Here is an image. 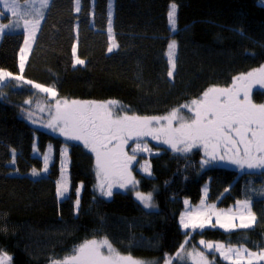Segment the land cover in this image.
Listing matches in <instances>:
<instances>
[{"label":"trees","instance_id":"trees-1","mask_svg":"<svg viewBox=\"0 0 264 264\" xmlns=\"http://www.w3.org/2000/svg\"><path fill=\"white\" fill-rule=\"evenodd\" d=\"M109 2L80 0L77 12L76 0H51L23 72L18 65L23 34L4 35L0 41V70L23 77L0 88V250L13 257L12 264H50L86 240L106 238L122 255L164 264L165 254L174 257L186 239L179 225L184 200L200 203L205 185L208 202L218 208L251 200L257 221L250 229L196 231L187 244L201 249L203 239L249 251L264 249V169L241 172L203 150L179 155L163 149L150 157L151 177L138 172L136 162L132 165L138 190L153 192L151 209L130 189L113 191L110 198L97 194L93 156L78 144L70 145L67 199L56 195L58 156L49 172L41 174L35 142L41 154L50 142L57 151L65 142L28 122L24 101L37 99V94L23 80L54 87L61 99L115 100L129 115L164 116L209 87H231L235 77L264 67V0H114L111 27L117 49L111 53ZM173 2L175 34L167 20ZM172 39L177 42L176 69L169 80L167 43ZM74 44L84 66H72ZM249 99L264 104V87L253 81ZM204 160L209 163L202 164ZM33 169L38 177L32 176ZM206 256L211 264H228L217 255Z\"/></svg>","mask_w":264,"mask_h":264},{"label":"snow or ice","instance_id":"snow-or-ice-1","mask_svg":"<svg viewBox=\"0 0 264 264\" xmlns=\"http://www.w3.org/2000/svg\"><path fill=\"white\" fill-rule=\"evenodd\" d=\"M37 0H26L22 6L18 0H0V16L11 13L17 19L10 24H0V30L19 28L20 19L32 15L29 20L24 18L23 36L24 47L20 48V70L23 72L26 60V51L31 50V44L36 39L37 31L40 28L44 13L41 9L49 6L50 0H38L39 7H36ZM80 0H76V11L79 12ZM169 30L175 34L177 31V4L172 3L167 12ZM112 14H108V52L113 50L112 46ZM9 33L4 32L3 35ZM176 48L177 42L172 39L167 43V76L169 80L174 78L176 69ZM73 68L77 65L84 66L85 61L78 58L77 47H72ZM21 75H13L10 72L0 70V88L8 80L20 81ZM260 84L264 87V67L257 72H249L235 77L231 87L219 88L209 87L203 92L199 99H193L190 104L181 105L192 113V117L185 118L179 109H173L164 116H141L135 113L129 115L117 101L107 102L78 101L71 102L56 99L57 93L54 87H45L29 80H23L25 84H31L41 93L48 94V97L55 101L54 111L49 106L48 115L50 119L42 127L58 133L66 141H79L95 157V168L98 183L95 186L101 197L110 198L114 195L113 187L130 189L134 192L135 198L145 209L154 207L152 203L153 192L142 193L138 190V181L132 175V165L137 161V153L141 151L151 152L147 144L140 141L145 137L155 140L158 144H166L176 153H189L197 147L204 149L205 156L215 159H225L226 153H232L228 157L231 164L238 165L241 169L247 166L248 169H264V104L256 105L249 99L251 85ZM242 97V98H241ZM30 104L31 101L25 100ZM44 111V109H40ZM22 111H25L22 109ZM34 113L27 111V118L32 119ZM179 121L178 126H173V121ZM34 122V121H33ZM136 141L131 154L124 151L128 141ZM223 149V153L220 150ZM36 146L34 145V151ZM51 145L49 151H51ZM63 161L67 156V146L60 153ZM44 171L48 169L49 156L44 154ZM209 163V160L202 161V164ZM65 165H61V181L57 182L56 195L60 199H67L69 188L64 176ZM148 176L152 173L145 161L141 169ZM33 177L39 173L33 169ZM82 187V185L80 186ZM80 187L76 189L75 214H79ZM227 191V189H226ZM185 210L181 213L179 223L184 230L185 241L180 245L176 255L165 254L164 264H174V261L183 260L182 251L185 248L187 238L199 230L201 233L206 227L220 228L225 232L239 229H250L257 221L256 215L248 200L236 201L234 208L217 209L201 200L198 208H190L189 201L185 200ZM213 217L215 222H213ZM238 221V223H237ZM191 230V231H188ZM201 246H206L209 251L219 253L220 258L229 261V264H240L246 259V264H254V261H264V249L260 251H249L248 248L226 247L223 243L206 242L201 239ZM107 248V254L101 251ZM242 253L245 254L242 256ZM193 259V264H208L205 253L197 251L187 253ZM13 257L6 251L0 250V264H12ZM50 264H144L133 258L131 255H122L112 247L105 238L97 241L86 240L76 246L72 254L63 260L52 259Z\"/></svg>","mask_w":264,"mask_h":264},{"label":"rangeland","instance_id":"rangeland-1","mask_svg":"<svg viewBox=\"0 0 264 264\" xmlns=\"http://www.w3.org/2000/svg\"><path fill=\"white\" fill-rule=\"evenodd\" d=\"M18 2L20 3V5L22 6V8H23V6L25 5V3H26V1H19L18 0ZM50 2H51V0H50ZM36 7H39V3H38V0H37V3H36V5H35ZM49 7V6H48ZM48 7H46V8H44V9H41V11H43V13H44V18H45V15H46V12H47V9H48ZM76 7H77V5H76ZM114 0H110V2H109V12H111V14H112V18H113V11H114ZM0 11H2V6H0ZM24 18H26V19H29V20H31V19H33L34 17L32 16V15H29V16H27V17H24ZM24 18H21L20 19V26H19V28L17 29V28H9V29H3V30H0V41H1V39L3 38V33L4 32H7V33H9V34H12V33H22L23 34V27H24V23H23V20H24ZM17 18L16 17H13L12 15H11V13H6L4 16H0V24H10L11 22H13V21H15ZM43 20L44 19H42L41 20V24H40V28H41V25H42V22H43ZM40 28H39V30H40ZM39 30L37 31V34H38V32H39ZM36 37H37V35H36ZM34 43H35V40L32 42V44H31V50L30 51H26V53H25V55H26V60H25V62H24V68H25V66H26V64H27V62H28V59H29V57H30V54H31V52H32V49H33V46H34ZM111 43H112V46H113V50L112 51H115L116 49H117V44H116V42H115V39H114V37H113V35H112V41H111ZM22 47H24V42H23V45H22ZM20 56H21V53H19V71L21 72V70H20V63H21V61H20ZM24 70V69H23ZM8 81H10V80H8ZM8 81H6V82H8ZM5 82V83H6ZM22 85V83H19V86H21ZM220 88V87H219ZM35 91H36V98L37 99H35V100H30L31 101V103L30 104H24V107L26 108V110L27 111H32L33 113H34V116L32 117V119L31 120H29L28 118H27V116H26V119L28 120V122H30L36 129L38 128V129H40V130H44V131H46V132H50V133H52L53 135H55V136H57V137H60L61 139H63V142H65V144L64 145H62L60 148H59V150L57 151L56 150V148H55V146H54V143H52V142H50L47 146H46V148H45V151L41 154V153H39L38 152V150H37V146H36V142H35V146H36V150L34 151V149H33V155L34 156H36V157H39L41 160H42V164H43V167H42V171H41V174H43V175H46L48 172H49V170H50V168H51V166H52V164L55 162V158H56V156H58V166H59V178H58V181H61V165H62V163L65 165V169H64V176H65V180H66V183H67V186H68V188H69V191H68V193L66 194L67 195V197H68V195H69V192H70V155H69V153H70V145H72V144H78V145H81L82 147H83V149L86 151V152H89L92 156H93V159H94V166H93V173H94V176H95V179H96V183H95V185H94V191L97 193V194H99V192L96 190V188H95V186L97 185V183H98V179H97V176H96V168H95V157H94V154L93 153H91L90 151H88V149H86L84 146H83V144L82 143H80L79 141H71V140H68V141H66L65 139H64V137H62V136H60L58 133H53L50 129H47V128H44V127H42V125L44 124V123H47V121L50 119V116L48 115V111H49V106L51 105L52 106V111H54V104H55V101L54 100H52L51 98H49L48 97V94H46V93H41V92H39V90L38 89H35ZM242 98V97H241ZM56 99H59V100H61V101H64V100H67V99H61V98H58L57 96H56ZM199 99V98H198ZM67 101H69V102H71V101H73V100H67ZM105 102H107V101H105ZM119 103V102H118ZM191 103V102H190ZM190 103H188V104H190ZM120 104V103H119ZM121 105V104H120ZM122 106V105H121ZM40 109H44V111H41ZM124 110H125V107H124ZM179 110H180V113L181 114H183L184 116H185V118L187 119V118H189V117H192V113H190V112H188V110H187V108H179ZM27 111H26V114H27ZM125 111H128L129 112V109L128 110H125ZM167 115V114H166ZM34 121V122H33ZM178 123H179V121L177 120V121H173V126L175 127V126H178ZM149 141V142H148ZM140 143L143 145V144H147V146H148V148H150L152 151L151 152H147V151H141V152H138L137 153V161H134V163L136 162L137 164H138V166H137V171L138 172H140L142 175H144V176H146V177H151V176H148L144 171H142L141 169H142V167L145 165V161H147L148 162V166H149V168H150V171H151V173H152V169H151V161H150V157H154V156H158V155H161V153L163 152V149H168V150H170L171 152H173L172 150H171V148L168 146V145H166V144H158L155 140H152L151 138H149V137H145V138H143V140L142 141H140ZM51 145V151H49V146ZM65 146H67V156H66V158L62 161L61 160V156H60V153H61V150L65 147ZM136 146V141H132V140H130V141H128V144L127 145H125V148H124V150H126V151H129V154H131V152H132V148H134ZM196 149H199V150H203L204 151V149L202 148V147H197ZM193 151V150H192ZM191 151V152H192ZM191 152H189V153H191ZM220 152L221 153H223V149H221L220 150ZM45 153H48V156H49V162H48V169H47V171L45 172L44 171V154ZM174 153V152H173ZM189 153H186V154H189ZM175 154H179V155H185V154H181V153H179V152H176ZM231 155H227L226 156V154H225V159L228 161V165H230V167L231 168H233V169H236V170H238V171H245V170H247L248 168H245V167H247L246 165H245V167L243 168V169H241L238 165H235V164H231L230 162H229V159H228V157H230ZM133 163V164H134ZM261 168H254V169H249V171H258V170H260ZM57 181V182H58ZM81 186V185H80ZM79 186V187H80ZM81 189H82V187H80V192H81ZM129 190V189H128ZM128 190H126V189H121V188H119V187H113V189H112V191H128ZM207 198H208V185H205V186H203V189H202V198H201V200L202 199H204L205 200V202L207 203V204H210V205H214V204H211V203H209L208 202V200H207ZM60 199V198H59ZM60 200H64V199H60ZM201 200H200V203H201ZM244 200H248V201H250L251 202V200H249V199H243V200H241V201H244ZM185 201V200H184ZM200 203H198V204H196V205H193V204H191L190 202H189V206L188 207H190V208H198L199 206H200ZM216 206V205H215ZM236 206V204L234 205V206H231V207H229V208H234ZM216 208L217 209H223V208H218L217 206H216ZM251 208H252V202H251ZM228 208H225V210H227ZM185 210V204H184V209H183V211ZM182 211V212H183ZM179 219H180V217H179ZM213 222H215V218L213 217ZM237 223H238V221H237ZM179 225H180V223H179ZM209 228H212V227H206L205 229H209ZM216 228H218V227H216ZM204 229V230H205ZM218 229H220V228H218ZM220 230H222V231H224L223 229H220ZM236 230H241V229H239V228H237ZM183 232H184V230H182ZM188 231H191V230H188ZM198 232H200L199 230H197ZM97 241H100V240H97ZM214 245L216 244V243H213ZM227 247V246H226ZM238 248V247H237ZM101 251L102 252H104L105 254H107V248H102L101 249ZM197 251H203L204 253H205V256H206V254H213V255H217V256H219V253H217V252H215L214 250L213 251H209L208 249H207V247L206 246H203V247H201V249L200 248H196V247H191L190 245H188V244H186V246H185V248L183 249V251H182V255L184 256V259L183 260H181L180 262H178L177 260L175 261V263L177 262V264H193V259L191 258V257H188L187 256V253L188 252H193V254H195V252H197ZM117 252V251H116ZM70 254H72V252L71 253H69L67 256H69ZM243 255H245V254H243L242 253V256ZM66 256V257H67ZM65 258V257H64ZM64 258H62L61 260H63ZM219 258H220V256H219ZM206 259H207V261H208V264H211L210 262H211V260L209 259V257H207L206 256ZM222 261H224V262H226V263H228L229 264V261H226V260H223L222 258H220ZM187 261H190V262H187ZM262 262H264V261H254V264H259V263H262ZM240 264H246V259H244V260H241V262H240Z\"/></svg>","mask_w":264,"mask_h":264}]
</instances>
